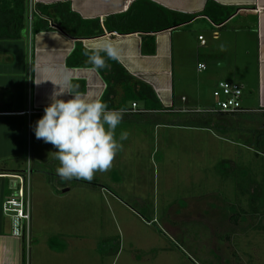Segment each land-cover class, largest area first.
Here are the masks:
<instances>
[{
  "label": "rangeland",
  "instance_id": "1",
  "mask_svg": "<svg viewBox=\"0 0 264 264\" xmlns=\"http://www.w3.org/2000/svg\"><path fill=\"white\" fill-rule=\"evenodd\" d=\"M237 25L234 21L229 26ZM206 30L199 36L203 44L197 38L200 33L190 27L174 32V56L181 51L179 40L189 55L201 45L202 53H212L209 67L223 64L215 85L232 81L243 86L254 63L252 40L241 42L235 32L225 49L223 40H214L211 30ZM16 41L1 40L0 46L18 47ZM19 57H13L10 73L11 83L20 86L25 65L24 57ZM195 64L185 62L189 78L199 75ZM178 65L175 58V80L181 76ZM211 80L203 85L206 109L213 107ZM18 95L20 102L19 90ZM9 100L7 95L0 104H14V95ZM39 118L12 123L0 119V133L5 134L0 145L11 144V157H5L0 167L16 163L23 176V185L22 180L14 182L17 190L8 199L18 198L23 186L29 216L27 224L21 221L25 231L18 239L24 264H264V229H260L264 225V139L262 144L256 141L258 121L227 115L221 121L230 130L213 132L170 126L168 119L160 123L165 126L141 117L123 119L116 137L121 131L128 137L111 168L95 172L91 181H61L56 175V149L32 131ZM4 125L12 127L2 130ZM241 210L245 220L230 243L216 239L224 231L232 232L228 217ZM253 224L259 228L251 229ZM11 241L19 243L15 238Z\"/></svg>",
  "mask_w": 264,
  "mask_h": 264
},
{
  "label": "crops",
  "instance_id": "2",
  "mask_svg": "<svg viewBox=\"0 0 264 264\" xmlns=\"http://www.w3.org/2000/svg\"><path fill=\"white\" fill-rule=\"evenodd\" d=\"M60 1L65 0H28V19L35 3L50 4ZM133 1L135 0H69L71 11L81 19H99L104 33L98 37L74 40L52 26L48 30L40 31L31 36L28 25L22 34V38L16 41L19 44L18 47L17 45L9 46V48L0 46V103L7 100V95L11 101H13V95L15 97L14 104L9 106L0 104V119H9L12 123V121L20 122L33 116L41 117L43 109L50 103L52 93L58 88L57 84L62 83L65 77L71 79V82L77 86L78 91L85 98H101L109 108L124 109L122 120L141 117V119L154 120L157 126H165L160 124L164 119L180 120L191 114L199 113V111L207 110L202 105L204 80L212 79L213 91L217 71L223 64L218 65V68L209 67L212 53H202L201 50L205 48L199 45L195 53L189 55L184 51L181 40H179V44L177 43L180 45L181 51L176 54L177 57L174 56V32L184 27H190L196 33L204 32L207 28V30H211L212 38L213 33L216 32L217 38L213 39L223 40L225 46L221 44V48L225 49L229 46V37L235 36V32L239 33L240 39L242 38L241 42L248 38L252 40L254 63L250 70L249 79L242 86L241 105L243 109L253 112L264 110V0H148L164 9L186 15L200 13L208 1L223 7L221 10L212 8L216 17H220L225 9H235L219 25H214L207 17L198 16L185 24L151 34L154 36L155 47L152 55L141 52V40L144 34L139 32L108 33L103 26L102 22L106 17L126 12ZM234 21L239 25L230 27V23ZM218 30H221L220 34ZM199 36L201 33L197 38ZM103 42H111L117 48L118 58L116 61L119 66L134 81L150 88L154 98H147L145 102L150 106L159 104L160 110L146 109L144 100H124L120 83L110 80L107 84L98 71L93 70L89 64L83 66L66 65V59L75 48L76 43L87 50L92 45ZM18 55L21 56V59L24 57L25 65L20 86L11 83L14 75L10 73L13 57L19 60ZM175 58L181 73L177 80L174 76ZM188 61L189 64L196 62L195 71L199 74L197 77L189 78L185 74V62L188 63ZM199 64L205 65V69L201 72H198L197 69ZM203 73H205V77L201 76L200 78ZM128 85L132 86V92L135 95L147 91L145 87L133 84L131 81L128 82ZM18 90L22 98L20 102L17 101ZM58 98L66 100L70 96L64 94ZM247 100H249V104L246 103ZM132 103L135 104L134 108H132ZM11 127L4 125L2 130H9ZM1 135L5 134L0 133V137ZM10 148L11 144L0 145L1 164H3L5 157L10 159ZM19 170L16 163L11 167H0V264H22V242L12 233L13 217L2 211L4 201L17 190L16 187H12V184L14 182L21 183L23 179ZM10 175H14L16 180L10 179ZM61 193H63L62 190ZM14 238L19 241L18 244L14 245L11 241ZM47 249L53 252L51 250L53 248Z\"/></svg>",
  "mask_w": 264,
  "mask_h": 264
},
{
  "label": "trees",
  "instance_id": "3",
  "mask_svg": "<svg viewBox=\"0 0 264 264\" xmlns=\"http://www.w3.org/2000/svg\"><path fill=\"white\" fill-rule=\"evenodd\" d=\"M212 8L216 10L223 9V7L208 1L200 13L186 15L164 9L148 0H135L129 5L126 12L117 15H110L106 17L102 23L108 33L128 34L139 32L144 34L141 40V52L142 54L152 55L154 54L155 47L154 36L151 34L185 24L198 16L207 17L214 25H219L223 23L224 20H226L235 10L232 8L227 10L225 9V12H223L220 17L218 16V18L213 13ZM28 25L31 36H34L40 31L48 30L51 26L59 29L63 34L74 40L98 37L104 33L99 19H81L76 13L71 11L69 0L50 4L35 3L29 19L28 0H0V41H16L21 39L22 34ZM84 51L85 50L81 47V45L76 43L75 48L66 59V65L83 66L85 64H89L87 63V57L83 54ZM105 59L106 64L110 65V67L98 70V73L107 84L110 80L120 83L124 93V100H144L145 102L147 98H154L150 88L144 86L140 82L134 81L119 66L116 60H110L106 57ZM89 66L91 65L89 64ZM130 81L133 82V84L145 87L147 91L145 90L139 92V95L133 94L132 86L128 85V82ZM144 106L148 110L161 109L159 104L150 106L147 102H145ZM217 115L219 116V114L211 113H194L186 118H181L180 120H171L169 125L208 129L213 132L230 130L227 124L223 122V117H226L227 115H220L219 117H217ZM233 115L239 116L243 120L258 121L261 129L256 132V141H259V144H262L264 139V110L253 112L244 109L243 112ZM256 209L257 207H251L250 210ZM240 212L241 213L238 212L228 217V220L232 222V226L234 228L232 232L229 231L224 233V231V234H219L220 237L215 236L216 239H220L225 242L229 241L230 243L232 237L235 236L238 232L237 230H239L240 222L245 220V216L243 215L244 211L241 210ZM253 214L255 216L259 213L256 212ZM251 215L252 214L249 215V218H251ZM258 226H260V224ZM258 226L257 224H253L251 229ZM261 228L264 229V225L260 226V229ZM23 254L22 245V264L25 263ZM231 257L239 262L238 257L234 255L233 252H231Z\"/></svg>",
  "mask_w": 264,
  "mask_h": 264
},
{
  "label": "clouds",
  "instance_id": "4",
  "mask_svg": "<svg viewBox=\"0 0 264 264\" xmlns=\"http://www.w3.org/2000/svg\"><path fill=\"white\" fill-rule=\"evenodd\" d=\"M83 54L97 71L110 67L105 57L118 58L117 48L111 42L92 45ZM57 85L32 131L37 139L56 149L54 158L59 162L56 175L61 181H91L95 172L111 168L122 148L121 142L128 137L126 131H121L117 138L115 131L124 109L109 108L101 98H85L68 77ZM64 94L70 98H58Z\"/></svg>",
  "mask_w": 264,
  "mask_h": 264
},
{
  "label": "built area",
  "instance_id": "5",
  "mask_svg": "<svg viewBox=\"0 0 264 264\" xmlns=\"http://www.w3.org/2000/svg\"><path fill=\"white\" fill-rule=\"evenodd\" d=\"M216 28L218 27L216 26ZM213 38H217L216 32L213 33ZM198 39L200 40V44H203V39L200 37H198ZM197 69L198 72H201L205 69V65L199 64ZM212 97L214 101L213 107L203 111L198 110L199 113L233 115L244 111L241 105L242 86L236 82L219 81L212 91ZM134 107L135 104L132 103V108ZM22 187H20L18 190L19 199H6L2 204V211L4 213L13 214L12 233L17 238H21L23 232L25 231L24 226L21 224V221H24L25 224H27L29 216L28 212H25L24 210Z\"/></svg>",
  "mask_w": 264,
  "mask_h": 264
}]
</instances>
